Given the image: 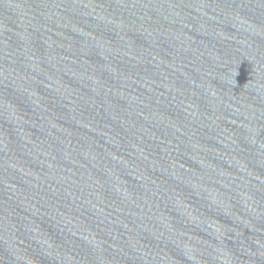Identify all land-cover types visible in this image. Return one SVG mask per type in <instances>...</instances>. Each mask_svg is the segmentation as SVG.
<instances>
[{
  "label": "water",
  "instance_id": "obj_1",
  "mask_svg": "<svg viewBox=\"0 0 264 264\" xmlns=\"http://www.w3.org/2000/svg\"><path fill=\"white\" fill-rule=\"evenodd\" d=\"M0 264H264V0H0Z\"/></svg>",
  "mask_w": 264,
  "mask_h": 264
}]
</instances>
